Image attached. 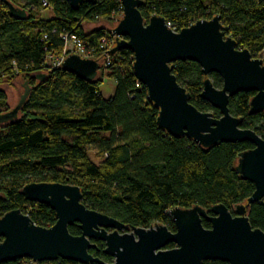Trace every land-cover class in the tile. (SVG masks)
I'll list each match as a JSON object with an SVG mask.
<instances>
[{
    "label": "trees",
    "instance_id": "obj_1",
    "mask_svg": "<svg viewBox=\"0 0 264 264\" xmlns=\"http://www.w3.org/2000/svg\"><path fill=\"white\" fill-rule=\"evenodd\" d=\"M27 11L26 20L11 18L0 2V114L10 110L2 85L23 77L31 87L19 118L0 126V217L13 210L28 215L36 225L56 223L50 207L27 201L22 195L28 183H62L80 187L82 203L132 228L162 224L175 232L170 211L199 205L206 210L223 204L231 211L245 204L255 186L236 171L239 154L254 148L249 142L220 143L203 148L187 137L174 138L157 125L158 109L147 98V90L134 76L133 55L122 50L94 81H84L61 68L49 69L46 58L64 49L61 34L82 39L99 56L101 40L109 29H87L123 9L120 0L84 2L78 11L66 0H9ZM140 11L146 21L152 15L165 18L177 31L219 15L226 35L239 49L264 61V4L261 0H143ZM46 3V5H45ZM50 9L53 16L41 17ZM173 74L190 93L198 110L220 117L218 109L200 94L204 75L191 61L172 64ZM46 75L38 81L36 75ZM115 82L112 96L104 98V78ZM216 88L222 78L211 74ZM254 92L230 98V113L242 117L243 129L254 130L264 140V111L250 115ZM95 147L92 159L89 147ZM253 229L264 230V199L252 204L247 214ZM205 228L210 225L203 221ZM70 233L80 235L77 225ZM169 244L167 249L174 248ZM99 251L91 253L112 262ZM3 264H80L58 259L34 263L20 259ZM95 264V263H94ZM202 264H227L209 260Z\"/></svg>",
    "mask_w": 264,
    "mask_h": 264
},
{
    "label": "water",
    "instance_id": "obj_2",
    "mask_svg": "<svg viewBox=\"0 0 264 264\" xmlns=\"http://www.w3.org/2000/svg\"><path fill=\"white\" fill-rule=\"evenodd\" d=\"M74 11L84 3L97 0H66ZM123 14L115 26H108L116 36L115 55L128 50L133 55L134 76L147 90V98L158 109L157 125L174 138L187 137L207 149L220 143L249 142L254 148L239 154L236 171L240 178L254 184L255 191L245 204L231 211L225 205L209 210L196 205L189 209L175 208L170 216L175 232L156 224L148 229L128 227L117 219L87 208L80 187L62 183H28L22 189L24 198L50 207L56 213V223L41 227L20 210L0 217V264L20 259L34 263L58 259L80 264H202L216 260L227 264H264V230L253 229L247 216L255 202L264 199V140L251 129H243L242 117L233 116L230 98L240 92H254L250 115L264 111V61L249 50L239 49L237 42L226 35L219 15L201 20L174 32L164 17L152 15L148 21L140 9L143 0H120ZM264 4V0H261ZM11 18L26 20L27 11L9 0H0ZM106 53L98 61L69 55L61 69L84 81H94ZM191 61L201 67L204 75L201 98L218 109L220 117L198 110L190 103V93L173 74L172 64ZM222 78V88H216L211 74ZM44 74L36 75L38 81ZM17 104L0 114V126L19 118L31 87L20 77L16 79ZM203 221L209 223L205 228ZM77 225L80 235L70 233ZM112 258L105 262L91 251ZM169 244L175 247L167 249Z\"/></svg>",
    "mask_w": 264,
    "mask_h": 264
},
{
    "label": "built area",
    "instance_id": "obj_3",
    "mask_svg": "<svg viewBox=\"0 0 264 264\" xmlns=\"http://www.w3.org/2000/svg\"><path fill=\"white\" fill-rule=\"evenodd\" d=\"M46 5V3H45ZM121 17L120 14L113 17V23H116L118 19ZM167 26L172 29L174 32H179L175 28L172 27L171 23H167ZM108 36L104 37L101 40L99 46V56H95L96 48H90L88 45L76 35L66 33L61 34V38L64 41V49L58 55L49 54L46 58V65L49 69H56L62 66V63L66 60V58L71 54H77L85 59H94L98 61L101 57L105 55L106 52H109L113 48V44L116 41V36L112 33V30L109 29ZM112 55L106 53V58L104 60L103 65L99 70L103 72L110 65Z\"/></svg>",
    "mask_w": 264,
    "mask_h": 264
},
{
    "label": "rangeland",
    "instance_id": "obj_4",
    "mask_svg": "<svg viewBox=\"0 0 264 264\" xmlns=\"http://www.w3.org/2000/svg\"><path fill=\"white\" fill-rule=\"evenodd\" d=\"M52 16H53V12L50 9H46V10L41 12V17L44 19L51 18ZM102 22L107 23V22L101 20V21H98L97 23L87 25V29H93V28H98V27H106V28L110 29L108 26L98 25L99 23H102ZM116 23H112L110 25L115 26ZM20 80H22L23 82H26V79L23 77H20ZM2 87L7 92L8 104H9L10 109L14 108L18 102L17 101V92H16V80L13 82V84H11V85L5 84V85H2ZM114 88H115V82L112 79L105 77L104 82L102 83V86L100 87V92L104 98H109L110 96H112V94L114 92ZM95 151L96 150H95L94 146L89 147L90 156L94 160H96V156L94 155Z\"/></svg>",
    "mask_w": 264,
    "mask_h": 264
},
{
    "label": "bare ground",
    "instance_id": "obj_5",
    "mask_svg": "<svg viewBox=\"0 0 264 264\" xmlns=\"http://www.w3.org/2000/svg\"><path fill=\"white\" fill-rule=\"evenodd\" d=\"M61 68V67H60Z\"/></svg>",
    "mask_w": 264,
    "mask_h": 264
}]
</instances>
